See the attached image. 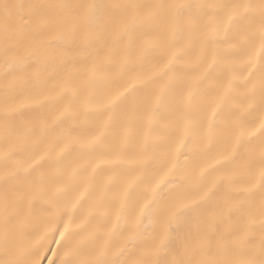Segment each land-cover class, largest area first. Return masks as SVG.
<instances>
[{
  "label": "snow or ice",
  "instance_id": "obj_1",
  "mask_svg": "<svg viewBox=\"0 0 264 264\" xmlns=\"http://www.w3.org/2000/svg\"><path fill=\"white\" fill-rule=\"evenodd\" d=\"M0 264H264V0H0Z\"/></svg>",
  "mask_w": 264,
  "mask_h": 264
}]
</instances>
